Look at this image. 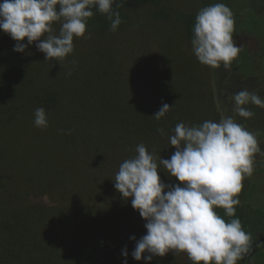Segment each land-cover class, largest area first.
Wrapping results in <instances>:
<instances>
[{
    "label": "rangeland",
    "instance_id": "1",
    "mask_svg": "<svg viewBox=\"0 0 264 264\" xmlns=\"http://www.w3.org/2000/svg\"><path fill=\"white\" fill-rule=\"evenodd\" d=\"M167 1L172 4V0ZM192 1L194 2L191 3V8L193 10L197 8L198 12L215 3H224L233 12L235 19L233 36L237 45L241 47V52L230 67L225 68L221 64L219 68H213L201 64L193 52L192 40L187 38L185 30L170 18L166 20L153 18L156 9L152 7H147L133 16L130 15L131 19H135L132 25L134 27L127 30L123 28L122 32H118L119 37L124 39L122 44L126 47V51L119 50L117 53L115 48L113 50V43L98 32H91L90 38H86L91 40L90 44L84 42V37L74 39V53L60 63L55 60L49 61L50 70H45L48 74L44 73L45 77H43L48 78L50 83L56 77L61 86L62 82L65 83H63L64 93L67 95L65 105L69 112L62 109L63 111L48 115L49 126L41 129L34 125L35 111L32 109L36 108L21 109L17 107L18 104H0V178L4 184L24 190L29 188L28 192H31L29 179L33 178V183L46 178L53 179L62 168L68 167L65 158L68 157L71 161L69 154L77 161L78 167L73 165L75 173L82 166L86 177L89 173L87 170L91 167L89 153L85 152V148L93 151L98 149L99 157L105 162L112 176H115L118 171L112 153L105 151L96 128L93 130L94 121L97 119V108H102L107 121L116 125L111 129L109 127L112 125L107 122L105 124V132H111L112 137H116L115 133L120 132L125 141L137 143L139 138H132L136 135L131 131L138 129L144 134L152 128L166 129L174 135V128L178 123L182 122L188 126L200 125L196 113L194 116L190 106L181 104V98L187 97L184 82L188 80L191 82V84L188 82L190 85L196 86L195 90L201 91L202 102L217 122L222 118H233L248 131L258 134L259 146L264 151V108L252 104L245 106L255 113L252 118L245 119L235 113V102L232 99L235 93L242 90L255 92L264 99V0ZM188 23L193 25L190 19ZM35 56L38 60H46L43 53ZM101 58L105 60H98ZM160 63H164L165 70L161 68L160 71L158 68ZM104 70L108 72L107 75ZM172 75L178 77L179 83L181 81V85L179 83L176 85L179 96L176 98L171 93L170 96L166 95L168 96L167 99L165 98L166 103L172 109L158 121L153 118L154 114L147 116L148 113L144 109L162 94ZM201 85L204 87H199ZM109 96H112L116 103H123V106L114 102L107 105L108 98H111ZM151 123L153 124L150 125ZM69 130H71L70 135L67 134ZM123 132L130 135L127 136ZM70 136H74L76 141H71ZM63 144L69 146L70 153L68 151L65 153L60 148ZM254 159L255 171L251 177L245 176L242 180L243 188L238 196L241 203L236 206L235 218L251 226L242 225L253 238V250L241 260V264H264V246L257 247L258 244L264 243V156L256 154ZM86 182L87 185H91L88 184V179ZM163 182L166 183L164 180ZM80 183L81 194L85 183L82 179ZM179 183L176 181L169 184ZM42 193L34 191L33 200L45 203L47 200H44ZM120 196L122 197L121 194ZM2 197H5L4 193H0V209L12 208L5 206V203L6 201L14 203V201ZM60 199L53 200L59 207L63 198ZM116 202L118 199L102 205L91 221L94 225L98 224L97 228L102 226L105 239H101L99 233L95 232L96 226L94 228L91 226L89 230L85 229L92 238L90 243L100 248L103 246L105 253L111 257L118 256L125 259L122 255L125 247L121 246L118 249L117 240L122 239L124 245L127 242L126 237L133 236L127 232L128 227H136L135 232H137L141 226H145L146 221L132 207L130 200L123 204L125 207H130V210L129 207L126 208L127 214L124 207L117 206ZM24 205L34 207V202L30 199L28 202L25 201ZM224 211L223 209V213ZM128 212H130L129 216ZM131 212L134 214L131 215ZM6 214L9 213L0 212V217ZM47 216L50 217L44 219L45 222L54 224V214L47 213ZM78 220L79 225L84 223V219ZM250 220L254 222L249 224ZM104 227L106 232L103 231ZM40 229H45L43 222ZM40 229L36 231L40 236L36 235L38 239L43 240L45 234ZM94 233L98 236H93ZM2 235L6 234H0ZM16 245L21 244L18 242ZM126 248L131 255L130 249L127 246ZM170 256L174 258L168 260L166 256L160 259L164 264H168L169 261H171L169 264H186L190 260L186 253Z\"/></svg>",
    "mask_w": 264,
    "mask_h": 264
},
{
    "label": "clouds",
    "instance_id": "2",
    "mask_svg": "<svg viewBox=\"0 0 264 264\" xmlns=\"http://www.w3.org/2000/svg\"><path fill=\"white\" fill-rule=\"evenodd\" d=\"M122 6L120 0H2L0 30L17 42L14 51L24 53L35 44L46 60L60 63L74 52V39L86 36L93 8L107 16L110 30L116 32L122 23L116 9ZM234 31V14L224 3L202 8L195 18L192 39L198 61L213 68L230 67L241 52ZM232 99L235 113L245 119L255 115L245 106L264 108V99L248 90L235 93ZM171 109L163 103L153 118L159 121ZM34 125L49 126L43 107L35 109ZM157 131L164 134L163 129ZM257 135L228 117L193 126L178 123L169 137L176 149L170 159L138 144L137 155L121 163L114 179L115 189L146 221V234L139 240L130 237L136 241L132 258L151 264L153 257L172 252L186 253L193 264H238L249 255L251 233L244 230L239 218L226 222L215 209H224L227 217L236 216L242 180L253 175L255 155L264 156ZM157 161L180 183H164ZM122 255L127 264L126 247Z\"/></svg>",
    "mask_w": 264,
    "mask_h": 264
},
{
    "label": "trees",
    "instance_id": "3",
    "mask_svg": "<svg viewBox=\"0 0 264 264\" xmlns=\"http://www.w3.org/2000/svg\"><path fill=\"white\" fill-rule=\"evenodd\" d=\"M120 2L123 3V6L116 10L120 13L122 23L116 32L110 30L111 22L108 20L107 16L93 8L94 16L88 20L87 33L84 37V42L86 44L91 43L90 39H86L88 34H91V32H98L113 43V50L115 48L117 53H119V50L126 51V47L122 44L124 39L119 37L118 32H122L123 28H126V30L133 28L134 26L132 25L135 19H131L130 15L133 16L147 7L156 9L153 18L162 20L170 18L185 30L189 40L194 38L195 18L198 14V10L197 8L195 10L191 8V3L194 2L192 0H172V4L167 0H120ZM189 19L193 25H189ZM55 27L58 34L59 24L55 25ZM16 43L17 42L8 34L0 30V101L2 102L0 104H18L19 106L17 107L21 109H26L28 107H31V109L43 107L46 110L47 116L55 114L56 111L65 110L67 108L65 105L67 95L64 93L63 89L64 82H62L61 86L57 82L56 76L51 83L48 82V78H43L45 74H48V71L45 70H50L49 61L36 59L35 54H42V52L36 48L35 44L29 45L24 53H18L14 51ZM25 43L27 42L25 41ZM98 60L104 61L105 59L101 58ZM158 68L160 71L161 68L165 70L164 63H160ZM178 71L186 76V74L182 73L180 70ZM103 72L106 73V75L108 74L106 70ZM188 82L191 84L189 80ZM188 82H184L186 85L185 88L187 89V97H182L181 95V104L190 106L193 115L196 113L199 124H202L206 120L217 122L202 102L200 95L201 91L195 90L196 86H193V84L190 85ZM178 83V77L172 75L168 80V84L163 89L162 94H160L157 99L153 100L154 102L151 101L150 105H146L144 111L146 110V113H148L147 116L159 111L162 104L167 102L166 99L170 96L169 93H171L172 96H176V98L179 96V89L176 86ZM179 85H181V81ZM199 87L203 88L204 86L201 85ZM167 94L169 95L166 96ZM109 97L111 98H108L109 101L107 105L113 102L116 105L121 103H116L117 101L112 96ZM120 105L123 106V103ZM32 110L35 111V109ZM32 110L31 112H33ZM65 111L69 112L68 109ZM96 117L97 119L94 121L93 130L96 128L95 130L102 141V145L106 149L105 151L112 153L117 171L122 162L137 155L136 146L138 144H144L149 152H154L158 157H162L163 159H170L171 155L176 151L170 144L169 137L171 134L166 131V129H163V135L155 128H152L148 132L145 131L144 134H141L142 131L136 129L131 131L136 135V137L133 136L132 138H139L137 141L140 143L127 142L120 132L115 133L116 137H112L113 134H111V132H105L106 122L112 125L109 127L111 129L116 125H113L111 121H107V117L102 108H97ZM152 124L153 123L150 125ZM123 133L127 136L130 135L125 132ZM70 137L72 138H70L71 141H76L74 136ZM122 141H124V143H122ZM80 146L84 147V145L81 144ZM60 148H62L65 153L66 151H70L68 149L69 146H65V144ZM85 149V152L89 153L88 158H90L91 167L90 170H87L89 173L86 177L83 174L84 171L82 166L79 167L80 169L75 173L73 165L77 166V161L69 152L67 155L69 154L71 161L68 157L65 158L68 167L65 166V168H62L61 172L59 171L60 175L57 174L53 179L46 178L35 183H33V178L29 179L28 184L32 190L31 192H28L29 188L24 190L22 188H13L12 186L8 187L4 184L2 178H0V193H4L5 195V197L2 198L14 201V203L7 201L6 203L8 204L5 203V206L12 208L0 209V212L9 213L0 217V234H6L0 236L2 238L0 240V264H124V259L121 257H111L109 254L105 253L103 246H101V248H103L101 249L99 246L90 243V239L92 238L87 233L91 226L92 228L96 226L95 232L99 233L101 239L106 238L102 233V226L97 228L98 224L94 225L91 223L92 218L95 217V213L101 209L102 205L110 204L118 199V202H116L117 206L121 205V207H124L126 210L125 213L127 214L126 208L129 206L125 207L123 204L128 203L129 200H123L120 196L121 193L115 189V176H112L105 162L99 157L98 149L95 151L90 148ZM69 161L71 164H68L70 163ZM157 163L158 171L160 172L159 175L161 179L166 181V184L178 181L170 177L164 166L159 164V161H157ZM83 168L86 170L85 166ZM81 179L83 183H85V186L83 185L82 193L80 194L79 189L82 186L80 183ZM86 179H88V184L92 186L87 185ZM33 190L35 192H43L42 194L45 197V199L44 197L43 199L47 201L42 204L41 201L33 200ZM55 198H63L60 207L57 203L55 204L53 202ZM119 198L121 200H119ZM30 199L34 202V207L24 205V202H28ZM128 209L130 210V207ZM215 211L224 218L226 222L235 218L227 217L225 211L223 213L222 208H217ZM47 213L54 214V224L45 222L44 219L50 217L47 216ZM128 213L129 216L130 212ZM132 214H134V212H131V215ZM80 218L84 219V223L79 225L78 219ZM42 222L45 224V229H40ZM251 222L254 221L250 220L249 224ZM242 225L244 227H251L250 225H245L244 222H242ZM106 227H104L103 230L105 232ZM85 228L89 229L87 230ZM39 229L45 234L43 240L38 239L36 235L38 234L36 231ZM127 230L131 236L133 235L136 237V240H139L147 232L145 226H141L137 232H135L136 227L134 226L128 227ZM93 236L96 237L98 235L94 233ZM125 240L127 242L124 245L122 244V239L117 240L118 243L116 246L118 249H120L119 247L121 246H127L132 252L135 248L136 241L130 239L128 236ZM18 242L21 245H16ZM171 254L174 253L170 252L166 255L168 257H165L171 260L174 258L170 256ZM240 262L241 260L238 261V264H241ZM174 263L177 262L174 261ZM127 264H146V262L143 260L136 261L128 254ZM151 264H164V262L160 257H153ZM186 264H193V262L189 260Z\"/></svg>",
    "mask_w": 264,
    "mask_h": 264
}]
</instances>
